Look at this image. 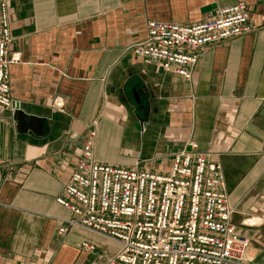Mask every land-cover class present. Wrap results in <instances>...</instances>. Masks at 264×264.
Here are the masks:
<instances>
[{
  "label": "crops",
  "instance_id": "obj_1",
  "mask_svg": "<svg viewBox=\"0 0 264 264\" xmlns=\"http://www.w3.org/2000/svg\"><path fill=\"white\" fill-rule=\"evenodd\" d=\"M238 3L256 30L211 48L189 81L125 52L148 21L193 25ZM7 8L8 52L20 57L8 67L10 97L42 130H18L14 111L0 121V264H103L111 255L86 231L57 234V220L71 214L55 198L94 122L95 160L117 167L166 171L195 142L222 168L249 264H264V225L243 224L264 218V0H7Z\"/></svg>",
  "mask_w": 264,
  "mask_h": 264
},
{
  "label": "built area",
  "instance_id": "obj_2",
  "mask_svg": "<svg viewBox=\"0 0 264 264\" xmlns=\"http://www.w3.org/2000/svg\"><path fill=\"white\" fill-rule=\"evenodd\" d=\"M142 41L126 53L189 81L198 61L213 47L254 32L243 3L218 10L201 23L181 25L148 21ZM11 43L7 0H0V121L14 111L8 67ZM59 111L63 105L55 102ZM96 122L87 133L74 171L55 198L67 210L57 234L80 229L117 247L103 264H249V239L231 219L225 180L219 164L189 141L171 156L166 171L98 163L94 157ZM244 225L262 226L264 218ZM81 249L93 252L83 243Z\"/></svg>",
  "mask_w": 264,
  "mask_h": 264
},
{
  "label": "water",
  "instance_id": "obj_3",
  "mask_svg": "<svg viewBox=\"0 0 264 264\" xmlns=\"http://www.w3.org/2000/svg\"><path fill=\"white\" fill-rule=\"evenodd\" d=\"M13 119L16 122L17 129L22 132H30L35 136H41V119L26 113L18 103L13 104ZM24 119L28 121L27 124L23 123ZM26 130V131H23Z\"/></svg>",
  "mask_w": 264,
  "mask_h": 264
},
{
  "label": "rangeland",
  "instance_id": "obj_4",
  "mask_svg": "<svg viewBox=\"0 0 264 264\" xmlns=\"http://www.w3.org/2000/svg\"><path fill=\"white\" fill-rule=\"evenodd\" d=\"M104 248H105L104 253L105 254L110 253L111 255L117 250V247L113 244H106Z\"/></svg>",
  "mask_w": 264,
  "mask_h": 264
}]
</instances>
